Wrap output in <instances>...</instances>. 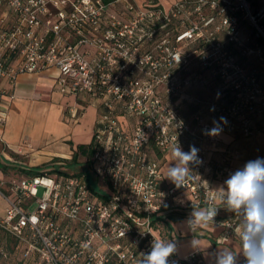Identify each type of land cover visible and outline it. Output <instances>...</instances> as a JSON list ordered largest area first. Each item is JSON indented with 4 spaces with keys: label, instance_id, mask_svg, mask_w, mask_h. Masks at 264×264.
Wrapping results in <instances>:
<instances>
[{
    "label": "built area",
    "instance_id": "obj_1",
    "mask_svg": "<svg viewBox=\"0 0 264 264\" xmlns=\"http://www.w3.org/2000/svg\"><path fill=\"white\" fill-rule=\"evenodd\" d=\"M263 18L264 1L254 13L247 0H172L169 8L143 9L134 0H0V98L12 99L3 81L13 85L20 75L53 69L59 94L97 101L102 112L90 169L106 195L91 192L83 175L40 170L0 180L6 203L0 232L15 245L12 252L0 247V264H140L156 241L177 243L169 264H206L198 250L181 253L184 236L172 229L170 216L182 213L186 221L210 204L220 210L207 225L223 228L215 242H242L241 217H222L219 194L200 182L207 167L202 144L215 141L206 130L216 124L220 132L244 138L264 135V74L238 63L252 56L264 63ZM242 20L261 45L248 46L249 38L243 43ZM192 54L226 82L225 100L201 104L216 124L197 115L188 122L166 103L193 83L182 76ZM114 103L132 124L129 131ZM251 115L262 117V129ZM187 136L203 163L177 188L149 149L164 156L178 143L188 151ZM233 172L226 163L217 175ZM165 222L171 231H163ZM187 231L194 239L198 226Z\"/></svg>",
    "mask_w": 264,
    "mask_h": 264
},
{
    "label": "crops",
    "instance_id": "obj_2",
    "mask_svg": "<svg viewBox=\"0 0 264 264\" xmlns=\"http://www.w3.org/2000/svg\"><path fill=\"white\" fill-rule=\"evenodd\" d=\"M56 76L57 71L51 69L42 74L20 75L13 85L7 81L2 82V86L7 94L12 96V99L9 97L0 98V158L9 161L6 164L0 161V180H5L8 176L11 179L16 173L17 175H23L24 171L22 170L32 169L25 166L22 157L40 153L49 157L68 159L70 155L72 156L76 146L87 145L92 141L95 122L102 109L97 101L86 96L59 94L54 89ZM175 102L176 104H172V107L176 108L185 120L191 121L194 116L204 113L203 109L196 104H186L180 100ZM115 112L122 126L127 129V122L121 114L119 103L115 105ZM75 113L77 118L73 117ZM1 114H4V116H1ZM30 131L31 136H38L41 141L34 144L27 143L26 138ZM216 136L218 140L222 141L231 142L233 140L232 135L229 133L219 132ZM205 144L209 147L207 142ZM149 152L152 156L161 160L164 179L169 182L165 176L168 168L175 163L172 152H168L164 156L156 153L153 148H150ZM208 161L209 164L202 173L200 182L204 187L223 194L224 183L214 179L217 176L216 171L211 173L210 158ZM9 174H12L11 177ZM3 192L9 194L5 186ZM0 203H2V215L0 216L2 218L6 203L1 196ZM218 203L222 207V217L235 214L226 210V206L220 198ZM170 222L172 223V229L184 236L182 254H185L183 253L184 247L188 248L190 246L191 250L196 249L201 253L206 264H212L209 254L214 250H228L238 256L242 252V242L236 238H231L223 245L215 242V239L223 234V228L221 227L198 226V232L192 239L185 226L183 228L178 227L182 222L184 223L182 213L172 212ZM241 262H243V257H241Z\"/></svg>",
    "mask_w": 264,
    "mask_h": 264
},
{
    "label": "clouds",
    "instance_id": "obj_3",
    "mask_svg": "<svg viewBox=\"0 0 264 264\" xmlns=\"http://www.w3.org/2000/svg\"><path fill=\"white\" fill-rule=\"evenodd\" d=\"M220 120L226 122L225 117ZM220 131L216 124L206 130V134L216 136ZM198 151L194 145L184 151L177 143L172 149L175 163L168 168L165 178L177 188L183 186L191 179L193 168L203 163L198 158ZM219 198L226 210L241 217L242 252L238 256L228 250H214L209 254L212 264H264V158L249 160L231 173L224 181L223 195ZM216 199V196L212 197L213 201ZM219 210V207L210 204L203 210L191 212L184 226L191 231L197 226L207 225L215 219ZM176 251L177 243L174 241L153 242L150 252L143 253L140 264H169V258Z\"/></svg>",
    "mask_w": 264,
    "mask_h": 264
},
{
    "label": "rangeland",
    "instance_id": "obj_4",
    "mask_svg": "<svg viewBox=\"0 0 264 264\" xmlns=\"http://www.w3.org/2000/svg\"><path fill=\"white\" fill-rule=\"evenodd\" d=\"M263 1L264 0H247L251 12L255 13L261 7V4H263ZM134 2L136 6L141 9L151 8V7H156V6H162L165 8H169L172 3V0H134ZM262 24L264 25V18L262 19ZM238 30H239V37L241 40H243V43L247 42V39L249 38V41L247 42L248 46L254 47V45L255 46L261 45L260 40L255 38L252 27L245 20H242L240 22ZM182 48L186 49L187 51L190 50L189 47L188 48L182 47ZM195 57L196 55L192 54L190 61L186 66L187 71L186 73L182 75V76L191 78L193 83L189 85L188 87L181 89L180 91L181 93L178 94V96L168 98V100H166V103L168 102L171 107H172V104H176L175 102L176 100H180L182 102H185L186 104H196L199 107H201L204 111V113H200L197 116H201V118L203 119L205 123L213 124L215 121V116L209 111L207 106L201 105V104H211V103L219 102L221 100H225L223 95H224L226 82L218 78L215 79L211 70L202 69V65H201L202 62L198 63ZM249 59L250 60H240L238 63L248 69L253 68V67L259 68L261 72L260 74H264V63L263 62H262L263 64L260 63L253 56L250 57ZM142 81H139V83ZM160 90L162 91L163 88H160L159 91ZM249 117L251 118L253 122L252 123L253 126L262 129V117L260 118L258 116H252V115ZM74 118H77L76 113L74 114ZM191 121H188V122H191ZM127 125H128L127 130L129 131V129L132 127V124L128 123ZM220 133L226 134L229 132H220ZM231 135L233 137V140L231 142L226 141V140L224 141L218 140L217 136H214V138H216L215 141H210V140L206 141L207 144H209V147L208 145L205 144L206 142L202 144V149L205 152L207 165L209 164L208 160L210 158L211 173H214L216 171V175H217V170L219 169V167L226 165V163L228 164V166H231L232 169L235 171L239 168H242L243 165L249 160H254L256 158H264V135H262V132L251 138H244L243 136L241 135L239 136L236 134H231ZM39 141H41V139H39L38 136L37 137L31 136V131H30L26 138V142L30 144H34V143H38ZM191 145L195 146L196 144L194 143V141L190 139L189 136H187L186 147L189 148ZM22 158H23L22 160L25 162V166L31 167L32 169L39 168L40 170L42 169V170H47L48 172H50L53 169L59 168L60 170L66 171L69 173H74V172H77L78 170V168L75 170H69L67 168L69 160L71 159V155L68 159H66L64 157H49L44 154L36 153L35 155L28 156V157H22ZM56 160H60V161L56 162ZM86 161H87L86 158L79 159L80 163H84ZM164 170H165V167L163 169V172ZM52 174H55V173H53L52 171ZM9 175L11 177L12 174H9ZM20 175L19 174L17 175L16 173L12 176V178H16V176L21 177ZM227 178L228 177L226 176L219 177L217 175L216 178L214 179L220 183H224V181ZM9 180L10 178L8 176L5 179V181L8 182ZM5 189L9 191L8 186H5ZM215 192H218L220 194L219 196L223 195L219 191H215ZM1 208H2V203H0V216L2 215ZM178 227L183 228L184 223L182 222L180 226ZM6 237L7 236L5 234L0 232V247H3V246L5 247V245H7L8 247L13 246V241L11 239L9 241L8 239H6ZM220 245H223V244H220ZM182 248L183 247H181V250ZM191 249L192 248H190V246L188 248L184 247L183 253L188 254L189 252L196 250V249H193V250Z\"/></svg>",
    "mask_w": 264,
    "mask_h": 264
},
{
    "label": "trees",
    "instance_id": "obj_5",
    "mask_svg": "<svg viewBox=\"0 0 264 264\" xmlns=\"http://www.w3.org/2000/svg\"><path fill=\"white\" fill-rule=\"evenodd\" d=\"M198 106V105H197ZM177 111L176 108L173 107ZM178 112V111H177ZM95 150V145H94V137L92 138V141L87 144V145H78L76 148L73 150V154L71 156V159L69 160V163L67 165V168L69 170H75L78 168L77 172L74 173H69L66 171H62L59 168L53 169V173L58 174V175H64V176H69V175H83L85 177L87 187L88 189L93 192L96 196L100 198H106V195H101L100 193L103 192L102 189H100V185L98 183V179L94 176L93 172L90 169V157L92 153ZM80 158H86L87 161L84 163H80L79 159ZM60 160H56L58 162ZM40 169L39 168H34L31 170H22L24 171V174L29 176L35 173H38ZM42 170V169H41ZM52 171L49 172V174H52ZM165 226H163V231H171V226L166 225V222L164 223ZM10 241L9 238L6 237ZM14 244L11 247H8L5 245V247L12 252L14 248Z\"/></svg>",
    "mask_w": 264,
    "mask_h": 264
}]
</instances>
